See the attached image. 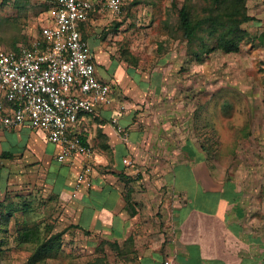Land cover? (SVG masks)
Listing matches in <instances>:
<instances>
[{
	"label": "crops",
	"instance_id": "1",
	"mask_svg": "<svg viewBox=\"0 0 264 264\" xmlns=\"http://www.w3.org/2000/svg\"><path fill=\"white\" fill-rule=\"evenodd\" d=\"M91 1L95 6L80 32L95 56L97 78L111 85L113 95L111 106L83 117L76 129L94 151L88 159L92 186L77 189L87 159L60 163L59 148L44 132L28 125L0 130V215L14 209L9 234L0 231L1 247L31 246L38 237L29 236V230L45 233L50 223L48 238L71 227L86 246L108 242L119 251L115 261L122 264H163L167 259L174 264H264L263 242L254 247L244 240V233L256 228L252 222L258 219L252 214L259 209L264 213V178L256 180L264 175L263 115L253 113L245 132L261 154L255 177L236 179L214 170L197 144L179 146L178 134H166L164 124L153 125L156 119L134 106L143 103L142 86L148 84L135 80L138 75L121 63L109 71L114 61L109 56V27L118 16L98 0ZM249 11L263 28L264 0H249ZM253 34L264 39V31L255 28ZM160 81L155 91L165 95L166 82ZM112 119L125 134L117 132ZM126 158L133 166L124 163ZM127 198H132V206ZM159 214L166 223L163 231L161 221L155 220ZM16 216L24 219L17 224ZM25 231L30 241L21 244L20 233Z\"/></svg>",
	"mask_w": 264,
	"mask_h": 264
},
{
	"label": "rangeland",
	"instance_id": "2",
	"mask_svg": "<svg viewBox=\"0 0 264 264\" xmlns=\"http://www.w3.org/2000/svg\"><path fill=\"white\" fill-rule=\"evenodd\" d=\"M54 2L0 0V50L14 51L15 47L18 49L36 39L44 24L41 20L47 18ZM214 4L215 0H134L128 10L116 18L118 21L110 24L109 56L114 61L109 71L117 69L118 62L138 75L135 80L146 81L148 85L142 86L146 87L145 102L134 106L140 107L138 111L148 114L152 120L156 119L153 125L164 124L166 134H178L179 146L186 145L187 141L197 144L198 150H205L204 158L211 162L214 170L231 178L251 180L249 175L255 177L261 154L258 143L251 142L245 132L252 123L253 113L264 117V39L257 38L253 32L255 28L263 32L264 27L250 15L249 0H246L247 13L256 21L240 25L245 36L238 52L225 53L219 47V32L210 25L202 27L197 39L188 42L180 26V9L186 5L192 19L198 21ZM100 28L104 32V27ZM203 45L207 49L203 50ZM201 66L205 67L204 73ZM160 79V83L166 82V87L161 88L165 95L155 91ZM115 92L120 99V90L117 88ZM259 176L264 178L263 174ZM127 201L132 206V198ZM134 204L137 206L136 202ZM260 211L252 214L258 219L252 223L256 228L259 226V230L244 233V240L254 247V243L264 244V213ZM157 217L155 220L161 221L163 231L166 223L160 214ZM23 219L16 216L14 221L18 224ZM10 224L4 235L9 234ZM46 226L45 233L41 232L43 241L52 233V225ZM159 226L155 230H159ZM64 229L57 234L59 240L52 245L47 257L34 256V244L18 247L13 244L1 247L0 264H90L96 260L122 264L115 261L119 251L109 247L108 242L91 248L77 238L71 227ZM63 235L66 237L62 238ZM132 244L133 237L129 247Z\"/></svg>",
	"mask_w": 264,
	"mask_h": 264
},
{
	"label": "built area",
	"instance_id": "3",
	"mask_svg": "<svg viewBox=\"0 0 264 264\" xmlns=\"http://www.w3.org/2000/svg\"><path fill=\"white\" fill-rule=\"evenodd\" d=\"M133 0H98L114 16H121ZM95 3L55 0L41 20L38 37L17 50H0V130L28 125L42 131L59 148L57 161L87 159L77 177V189L92 186V146L76 129L83 117L113 104L112 87L96 76V61L82 37ZM119 134L125 129L112 119ZM126 137V136H125ZM124 163L133 166L126 158ZM163 264H174L165 260Z\"/></svg>",
	"mask_w": 264,
	"mask_h": 264
},
{
	"label": "trees",
	"instance_id": "4",
	"mask_svg": "<svg viewBox=\"0 0 264 264\" xmlns=\"http://www.w3.org/2000/svg\"><path fill=\"white\" fill-rule=\"evenodd\" d=\"M130 5H132V3ZM126 10H128V8ZM179 18L181 29L188 42H192L195 38L197 39L198 33L202 30V27L210 25L215 28L216 32H219L217 36L219 47L227 54L238 52L240 49L239 46L245 36L240 25L254 20L252 17H249L247 13L246 0H215L214 8H209L208 12L204 14V17L198 21L192 19L189 9L185 5L179 11ZM206 47V45H203V50L207 49ZM15 49L17 50L16 47ZM82 141L85 142L83 137ZM13 212L14 209H9L0 215V231L2 233L8 232V225L13 217ZM35 231L36 232H34L33 229L29 230V236L38 237L33 243L36 249L34 251V256L38 258L47 257L52 245L59 240L60 235L56 234L51 236L47 241H42V233L39 230ZM20 234L23 235L22 244L30 241L26 231ZM103 262H98L96 260L90 264H107Z\"/></svg>",
	"mask_w": 264,
	"mask_h": 264
}]
</instances>
